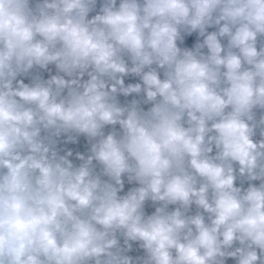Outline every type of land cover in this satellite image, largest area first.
Listing matches in <instances>:
<instances>
[{
	"label": "clouds",
	"instance_id": "obj_1",
	"mask_svg": "<svg viewBox=\"0 0 264 264\" xmlns=\"http://www.w3.org/2000/svg\"><path fill=\"white\" fill-rule=\"evenodd\" d=\"M0 264H264V0H0Z\"/></svg>",
	"mask_w": 264,
	"mask_h": 264
}]
</instances>
